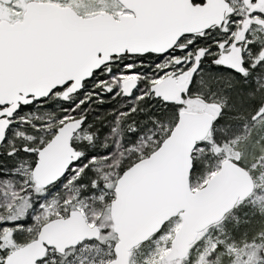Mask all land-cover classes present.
<instances>
[{
	"label": "snow or ice",
	"instance_id": "snow-or-ice-1",
	"mask_svg": "<svg viewBox=\"0 0 264 264\" xmlns=\"http://www.w3.org/2000/svg\"><path fill=\"white\" fill-rule=\"evenodd\" d=\"M0 264H264V0H0Z\"/></svg>",
	"mask_w": 264,
	"mask_h": 264
},
{
	"label": "trees",
	"instance_id": "trees-1",
	"mask_svg": "<svg viewBox=\"0 0 264 264\" xmlns=\"http://www.w3.org/2000/svg\"><path fill=\"white\" fill-rule=\"evenodd\" d=\"M115 103L116 102H107V99H106V103L102 106L104 109H109V108H112L115 106Z\"/></svg>",
	"mask_w": 264,
	"mask_h": 264
}]
</instances>
